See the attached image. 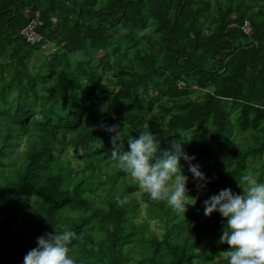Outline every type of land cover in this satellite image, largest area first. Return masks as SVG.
<instances>
[{"label":"trees","instance_id":"16d2710c","mask_svg":"<svg viewBox=\"0 0 264 264\" xmlns=\"http://www.w3.org/2000/svg\"><path fill=\"white\" fill-rule=\"evenodd\" d=\"M102 124L122 151L143 130L190 138L196 205L153 199ZM249 172L264 180V0H0V264L61 225L79 264H226L225 218L200 205Z\"/></svg>","mask_w":264,"mask_h":264},{"label":"clouds","instance_id":"9594fccd","mask_svg":"<svg viewBox=\"0 0 264 264\" xmlns=\"http://www.w3.org/2000/svg\"><path fill=\"white\" fill-rule=\"evenodd\" d=\"M112 132L113 152L119 167L135 178L139 186L153 199L166 201L178 212L186 213L188 206H195L198 195H193L188 187L189 175L182 170L181 158L191 162L194 154L185 149L183 132H175L163 146L152 131H142L138 137L129 138L130 150L122 151L119 146L120 133L115 124H102ZM191 179L198 189H206L212 177L197 163H189ZM242 191L225 187L208 196L204 201V214L218 211L222 217L221 243L229 247L223 249L221 259L226 264H264V180L251 172L238 178ZM117 202L125 199L117 196ZM78 233L67 225L60 229L46 230L36 237V245L24 255L22 264H79L71 246Z\"/></svg>","mask_w":264,"mask_h":264},{"label":"built area","instance_id":"2783aa9c","mask_svg":"<svg viewBox=\"0 0 264 264\" xmlns=\"http://www.w3.org/2000/svg\"><path fill=\"white\" fill-rule=\"evenodd\" d=\"M238 26V25H236ZM244 34L251 35L252 27L249 21H244L243 24L239 26ZM21 34L26 38V40L31 44H36L41 42L42 35L37 31L36 20L30 19L28 23L21 29ZM183 84V83H180Z\"/></svg>","mask_w":264,"mask_h":264},{"label":"rangeland","instance_id":"374dc122","mask_svg":"<svg viewBox=\"0 0 264 264\" xmlns=\"http://www.w3.org/2000/svg\"><path fill=\"white\" fill-rule=\"evenodd\" d=\"M47 46L49 47V45H47ZM52 50H53V46H51L50 49H48V50L45 49V53H50ZM35 62L38 63V59H34V61H33L32 64H34ZM158 92H159V89H158ZM42 105L43 106H46V104H44V103H42ZM200 209H201V212L203 214L204 213V204H203V202L200 205ZM214 212H218V211H214ZM107 225L109 226V228H112L113 227V225L111 223H107ZM0 240H1V237H0ZM1 244H2V242H0V246H1Z\"/></svg>","mask_w":264,"mask_h":264},{"label":"crops","instance_id":"0c3cea01","mask_svg":"<svg viewBox=\"0 0 264 264\" xmlns=\"http://www.w3.org/2000/svg\"><path fill=\"white\" fill-rule=\"evenodd\" d=\"M50 46H53V49L55 48V47H54V44H50Z\"/></svg>","mask_w":264,"mask_h":264}]
</instances>
